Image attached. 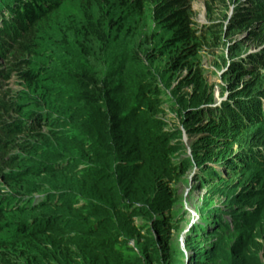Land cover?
<instances>
[{"label":"rangeland","instance_id":"1","mask_svg":"<svg viewBox=\"0 0 264 264\" xmlns=\"http://www.w3.org/2000/svg\"><path fill=\"white\" fill-rule=\"evenodd\" d=\"M247 1L183 0L185 23L192 33L189 41L178 53L155 51L146 61L153 91L141 106L157 121L155 132L165 144L166 157L160 160L164 168L148 163L136 168L132 175L138 192L135 208L124 210L121 205V218L109 221L112 229L123 221L129 230L126 240L109 234L122 243L127 261L129 254L138 251L139 264H195V256L202 264H264V117L260 103L264 102V17L235 22V13ZM45 2L52 6L47 17L41 14V20L37 17V22L33 19L29 24L26 31L32 33L17 30L16 12L9 17L14 18L10 29L17 33L0 52V71L11 70L8 77H0V97L13 102L17 110L0 119L29 123L34 113L40 115L38 122H32L36 127L26 124L28 130L23 132L28 135V151H9L19 159L16 167L4 164L0 153V239L2 244L17 246L14 252L22 264L37 255L28 245L21 246L17 225L23 223L25 234L42 236L50 233V223L60 221L62 214L59 226L64 234L67 217L85 218L75 216L76 208L69 210L72 196L88 194L84 176L101 178L102 169L111 168L100 148L91 150L95 124L86 121L88 103L80 100L81 84L73 78L87 66L94 67L93 58L81 52V0ZM5 5L8 2L3 11ZM136 18L138 30L143 21ZM27 39L32 40L30 47L21 48ZM116 46L117 41L111 49ZM246 52L248 56L237 60V65L231 63ZM22 71L36 77V84L24 78ZM221 97L224 101L216 107L202 106L196 113L186 110ZM141 100L137 95L135 104ZM23 111L27 114L22 116ZM208 125H215L210 133L203 128ZM73 161L89 169H75ZM9 175H17V180H7ZM151 188L155 195L144 192ZM98 201L105 208L106 203ZM98 214L105 217V209ZM46 216L52 218L44 220ZM214 225L228 227L219 232ZM156 250L158 263H149L147 257L143 260Z\"/></svg>","mask_w":264,"mask_h":264},{"label":"trees","instance_id":"2","mask_svg":"<svg viewBox=\"0 0 264 264\" xmlns=\"http://www.w3.org/2000/svg\"><path fill=\"white\" fill-rule=\"evenodd\" d=\"M45 1L49 0H13V5H5V11H3L4 4L8 0H2L3 5H0V52L6 43L8 45L12 43L13 36L17 33L16 30L10 29L11 23L9 22L14 18L9 19V17L16 12L15 18L18 17L16 21H19L17 30H22L24 34L32 33V30L26 31L30 27L29 24L41 14L47 17L46 12L52 6V4L47 5ZM182 2L183 0H81V23L79 24L81 52L93 58L94 67L87 66L81 75L73 78L78 80V84H81L80 100L88 103L86 121H93L95 124L93 133L96 140H94L95 144L91 150L100 148L104 153V158L110 162L111 168L105 169V172L102 169L105 175L103 174L101 178L90 179V176H84L82 182L87 184L88 194L86 196L78 194L76 199L71 195L69 210L74 207L76 208L75 216H85V218L82 221L75 217H67L64 223V234L59 226L64 219L62 214L58 217L60 221L50 223L48 227V229L51 228L50 233L45 232V235L42 234V236L34 233L25 234L23 223L20 222L21 225H17L19 233L22 235L21 246L28 245L33 255L40 256V259L37 256L29 258L28 264L140 263L138 251L129 254L131 259L127 261L126 256H123L122 243L118 242L117 238L109 237L112 232L111 234L116 233L126 240L130 235L126 224H123L122 221L112 229L113 225H109V221L115 217L117 220L121 218L119 211L121 205L124 210H127L126 207L128 209L135 208L138 192L132 175H135L137 167H144L148 163L150 165L158 164L159 168H164L160 160L163 156L166 157V147L155 132L157 121L145 114L148 111L141 106V102L146 101L147 96L151 95L153 91V76L146 61L152 59L155 51L162 52L166 49L168 54L182 51V46L187 44L192 35L189 24L185 23L186 13L182 8L184 7ZM253 6L264 8V0H248L239 7L242 9L235 13L234 21L248 22L251 19L264 17V10H257ZM42 16L38 20H41ZM136 16L142 17L143 21L138 30ZM5 30L9 37L6 36ZM31 41V39L23 40L21 48L24 46L29 48ZM115 41H117V46L115 50H112ZM237 60L234 58L231 63L237 65ZM97 65H99L98 69H96ZM9 72H11L10 69L5 73L0 71V77H8ZM21 74L36 84L37 79L30 72L22 71ZM137 95L142 99L138 105L135 104ZM260 103L264 107V102ZM0 108V116L3 117L8 114L7 112L14 110V103L0 97ZM194 110L198 109H188V111L195 112ZM24 112L21 113L22 116L27 114ZM261 112L264 117L263 108ZM36 114L34 113L32 118ZM38 117L40 115L36 117L35 122H38ZM22 122L17 118L6 121L0 119V153L4 164L11 167H16L19 159L13 154H9V151L15 148L28 151V135H24L23 132L28 130L26 124L31 125L30 128L36 127L32 122ZM204 124L205 122H202L201 126ZM213 126L215 125L203 128L210 133ZM141 127L145 130H141ZM82 151L84 154H90V150L82 149ZM76 161L71 162L75 165V169H82V171L89 169L86 166L80 167L81 161L77 164ZM165 162L168 164L167 161ZM146 169L144 168V173ZM16 176L9 175L6 179L15 182ZM148 179L152 180L151 177ZM148 191L144 190L148 194H156L153 189L151 192ZM73 194L76 195V193ZM97 199L106 203L105 208L99 205ZM104 209L106 216L99 217L98 213ZM136 210L139 211V208ZM1 215L0 211V218ZM92 216L95 218L90 219ZM51 218L46 216L44 220ZM217 219L220 223L230 225L220 217ZM90 222L91 225L87 226ZM228 226L219 228L214 225L213 228H217L220 232ZM4 239L10 243L15 242L9 240L8 237H4ZM31 242H37V245L33 247ZM2 243L3 239L1 238L0 264H22L14 252L17 246L13 247ZM44 243L51 246L46 249ZM191 243L195 249L198 248L192 241ZM151 253L149 256H143V260L147 257L149 263H158L159 250ZM196 261L197 257L195 256V264H202L201 261Z\"/></svg>","mask_w":264,"mask_h":264},{"label":"water","instance_id":"3","mask_svg":"<svg viewBox=\"0 0 264 264\" xmlns=\"http://www.w3.org/2000/svg\"><path fill=\"white\" fill-rule=\"evenodd\" d=\"M248 54H249V52H246V53H244V54H240V55H238L237 57H236V59H238V60H240V59H242L243 58V56H248ZM223 100V97H221V98H212L211 100H208V101H203V102H199V103H197V104H194V105H191V106H188L189 108V110L191 109H199V108H202V106H206V107H210V106H212V105H215V104H217V103H219V102H221Z\"/></svg>","mask_w":264,"mask_h":264},{"label":"clouds","instance_id":"4","mask_svg":"<svg viewBox=\"0 0 264 264\" xmlns=\"http://www.w3.org/2000/svg\"><path fill=\"white\" fill-rule=\"evenodd\" d=\"M223 101H224V100H222L221 102H219V103H217V104H215V105H212L211 107H216L218 104L223 103ZM188 108H189V107L187 106L186 110H188ZM202 108H203V107H202ZM190 110H191V109H190ZM36 113H37V112H36ZM36 113H35V114H36ZM38 115H39V113H37L36 115H34L35 118L33 117V118H32L33 120H32L31 122L35 123L36 117H37ZM34 119H35V120H34ZM26 199H27V198H26ZM30 200H31V198H30ZM30 200H29V201H30ZM222 217H223V216H222ZM222 219H223V218H222ZM230 220H231V219H230ZM225 221H227V220H225ZM227 222H228V221H227ZM228 223H229V222H228ZM231 224H232V223H231ZM230 226H232V225H230ZM223 230H225V229H223ZM223 230H221V231H223ZM221 231H220V232H221Z\"/></svg>","mask_w":264,"mask_h":264},{"label":"bare ground","instance_id":"5","mask_svg":"<svg viewBox=\"0 0 264 264\" xmlns=\"http://www.w3.org/2000/svg\"><path fill=\"white\" fill-rule=\"evenodd\" d=\"M13 1V0H12ZM12 1L8 0V5H13ZM263 102V101H262ZM262 108L264 109V107L262 106ZM58 197V196H57Z\"/></svg>","mask_w":264,"mask_h":264}]
</instances>
